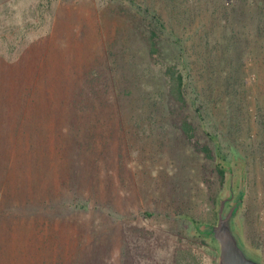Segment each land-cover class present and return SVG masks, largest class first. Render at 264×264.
<instances>
[{"label": "rangeland", "instance_id": "374dc122", "mask_svg": "<svg viewBox=\"0 0 264 264\" xmlns=\"http://www.w3.org/2000/svg\"><path fill=\"white\" fill-rule=\"evenodd\" d=\"M140 1L171 19L177 7ZM142 12L130 0H0V81L23 109L0 142V264H59L68 245L104 264H175L179 244L214 264V242L197 228L216 221L233 183L243 185L235 231L264 261V65L251 52L239 58L230 29L180 42L188 107L179 112L209 158L169 112L160 70L181 45L166 31L149 55ZM217 164L231 173L220 178ZM77 196L85 208H60Z\"/></svg>", "mask_w": 264, "mask_h": 264}, {"label": "trees", "instance_id": "16d2710c", "mask_svg": "<svg viewBox=\"0 0 264 264\" xmlns=\"http://www.w3.org/2000/svg\"><path fill=\"white\" fill-rule=\"evenodd\" d=\"M130 1L131 3L139 6V8L143 11V18L140 20L141 29L142 31L144 30L145 33V40L148 46L147 51L149 55L160 53L161 47L163 46L160 34L166 31L173 37L174 40L172 39V43L177 44L182 42L184 39L196 41L194 37L195 35H198L199 38V33L201 31L205 33V36L209 35L210 31L218 30L219 27V29L222 27L221 30L230 29V34L228 36L232 41H235L236 39L237 44H239L238 47L240 48V59H245L251 52L253 56V64L257 67L264 65V0H161L162 3H165L166 5H169V3L174 5L176 4L175 6L177 7H174L176 9L175 12L172 10L173 12L170 13L172 19L170 15L168 17L164 16V12L162 13V8L159 7V4L153 5V2L145 3L140 0ZM204 18H209L208 21H210V28L208 27V29L205 28L206 22H204ZM144 19L149 20L147 25L145 24ZM195 21L197 24L194 26L193 24ZM180 25H183L185 29L187 28L185 33H181L184 34L182 36H179L176 33V28ZM138 27L140 28V26ZM217 34L218 32L214 33V35ZM206 41L205 46L210 44L208 40ZM211 41L214 43L212 44L213 47L220 45L222 38H219V36H214ZM228 43L229 46H231V42ZM180 45L181 47L179 55L177 58L176 56L173 57V59L176 58L175 61L163 63L162 70H160V72L164 79L166 93L170 101L169 112L172 115V124L179 128L188 140L195 143L194 138L196 137L197 133L196 123L188 118L187 113L182 114L179 112V110L184 111L188 107V96L186 89L188 74L184 71L186 69L184 62L180 61V55L183 53L185 46H183L181 43ZM212 47L210 46L209 49L210 54ZM207 57L211 58L209 57V53ZM215 58H218V56L215 55ZM1 74L5 76L9 75L10 72H7L5 69V72L3 70ZM5 82L6 81L3 80L0 81V142L7 145L6 139L9 138V131L5 132L4 126L7 125L13 117H19L23 109L18 111L17 108H13L14 105L12 104H14V102H12V98L10 99V92H8L10 89L12 90L13 86L11 88V85L6 84L8 82ZM111 82H113L112 79ZM111 85L112 94L116 102L117 89L113 84ZM89 87L94 95L99 90L98 84H96L93 79L89 81ZM103 87L104 84L100 86V88ZM6 92L9 98L6 96ZM199 110L200 107H197V111ZM195 146H197V148L207 157H213L212 151L208 145H199V143H195ZM216 169L220 178H223L226 172L231 173L230 168L226 169L220 164H217ZM230 198L231 196L229 195L222 197L218 202V207L221 205V203L229 201ZM63 202L64 203L60 204V208L65 209L67 207L72 209H81L85 208L87 204V201H84L81 196H77V198L75 197L73 200L71 198H65V201ZM241 202V196L236 202L234 201V204L236 205V212L240 208ZM35 207L36 208L28 212L27 215L36 212L38 207ZM2 211L3 210H0L1 217L3 216ZM208 225L210 224H204V226ZM66 247V252L64 251L65 247L63 248V246V249H59L60 253L58 255V259L61 261L59 264H63V261L64 264H104L103 261L95 255H77L74 254L72 246L69 247L68 245ZM30 251L33 250H28V252ZM28 252L26 253L29 254ZM62 252L64 255H62ZM91 254L95 253L92 251ZM36 256L37 255L32 254L33 258H36ZM40 259V264H45V256L41 257ZM173 260L175 264H202L201 259L196 257L195 254L191 253V248L189 246L185 247L181 244L175 247ZM214 264H216V259L214 260Z\"/></svg>", "mask_w": 264, "mask_h": 264}, {"label": "water", "instance_id": "95a60500", "mask_svg": "<svg viewBox=\"0 0 264 264\" xmlns=\"http://www.w3.org/2000/svg\"><path fill=\"white\" fill-rule=\"evenodd\" d=\"M235 215L236 205L223 202L217 209L216 221L197 228L199 234L214 242L216 264H264L262 258L241 244L240 236L235 231Z\"/></svg>", "mask_w": 264, "mask_h": 264}, {"label": "flooded vegetation", "instance_id": "af4514ba", "mask_svg": "<svg viewBox=\"0 0 264 264\" xmlns=\"http://www.w3.org/2000/svg\"><path fill=\"white\" fill-rule=\"evenodd\" d=\"M242 187H243V185H241V183L236 187L234 186V183H233V190L231 189V193L229 192V196H231V198L229 199V203L231 205L234 204V201L236 202L240 196L242 197V195H243V188Z\"/></svg>", "mask_w": 264, "mask_h": 264}]
</instances>
